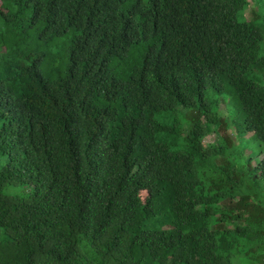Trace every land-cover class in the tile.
<instances>
[{
	"label": "trees",
	"instance_id": "trees-1",
	"mask_svg": "<svg viewBox=\"0 0 264 264\" xmlns=\"http://www.w3.org/2000/svg\"><path fill=\"white\" fill-rule=\"evenodd\" d=\"M1 2L0 264H264V0Z\"/></svg>",
	"mask_w": 264,
	"mask_h": 264
},
{
	"label": "rangeland",
	"instance_id": "rangeland-1",
	"mask_svg": "<svg viewBox=\"0 0 264 264\" xmlns=\"http://www.w3.org/2000/svg\"><path fill=\"white\" fill-rule=\"evenodd\" d=\"M259 2V1H258ZM0 9H2V2H1V0H0ZM257 5L254 3V2H251V5H250V7L246 10V12H245V16H246V18L247 19H251L252 18V16H253V12H257ZM4 12V11H3ZM3 51L0 49V53H2ZM227 106H226V104L225 103H223V104H221L220 105V109H219V111H220V114L222 115V116H225V115H227ZM210 140L212 141L213 140V136H210V137H208L206 140H205V143H208V142H210ZM146 196H147V194L144 192V193H142V197L145 199L146 198Z\"/></svg>",
	"mask_w": 264,
	"mask_h": 264
}]
</instances>
